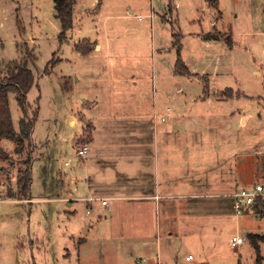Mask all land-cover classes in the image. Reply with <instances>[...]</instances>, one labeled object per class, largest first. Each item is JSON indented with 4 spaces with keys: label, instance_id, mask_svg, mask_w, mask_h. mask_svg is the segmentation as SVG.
Instances as JSON below:
<instances>
[{
    "label": "crops",
    "instance_id": "0c3cea01",
    "mask_svg": "<svg viewBox=\"0 0 264 264\" xmlns=\"http://www.w3.org/2000/svg\"><path fill=\"white\" fill-rule=\"evenodd\" d=\"M206 2L209 3L208 0ZM109 5L110 2L103 0H75L74 28L68 36L72 41L87 39L96 47L89 55L78 53L75 48L72 50L73 58L79 59V63L74 64L73 72L78 76V83L83 81L89 89H76L73 102L81 99L87 112L73 114L71 119L67 118V123L75 120L73 127L78 129V117H83L85 126H82L83 131L77 141H74L76 133L69 138L65 129L57 136L61 142L55 150L58 163L54 166L52 161L55 157L49 160L53 168L44 178V191H47L49 198L43 200L48 202L50 199L61 204L64 213H69V218L77 217L80 213L83 215L79 229L85 231V236L78 243L74 240V243L84 248V255L87 252L85 243L93 232L91 239L96 244L106 246L102 254L146 252L143 259L146 264H179L177 250L191 246V249H201L196 251L198 254L212 245V248H216L214 236L231 228L238 230L231 240L239 235L246 241L249 235L255 234L264 239V229L261 227L262 231L251 223L242 226L237 216L235 221L232 219L236 215L232 197L237 193L238 186L243 185L245 176L251 175L243 169L241 152L221 155L217 148L219 140H215V158L212 159L210 153L209 136H216V133L214 129L210 132L206 122L209 106L223 102L235 104L240 98L248 101L256 99L258 103L264 100L263 96H247L240 89H220L213 84L214 78L221 73L222 60L216 42H219L218 39H228L226 42L232 50L235 43L231 37L233 34H230V30H219L218 21L213 23V18V31L218 30L223 36L227 34L226 39L212 37L211 34L205 40L203 32L195 35L183 33L180 0H149L146 6L135 2L128 9L134 23L131 33H134L135 40V71L129 73L130 76H113L109 75L113 66L123 68L126 64L101 59L104 45L88 36L92 32L85 29L83 23L84 16L89 15L94 16L93 21L97 25L102 19L104 22L110 20ZM218 7L209 3V14L212 15V9L222 12L220 3ZM112 16L116 19L127 18ZM261 20L262 17L254 23L259 24ZM178 30L184 38L182 56L191 76H181L175 72L178 56L174 34ZM248 34L264 45V32ZM193 40H196V45L191 48ZM148 45L152 60L139 59L143 57L142 48L146 49ZM209 50L210 54L206 52ZM62 60L60 58V62ZM210 63L213 73L205 72L204 66ZM257 74L261 72L257 70ZM206 81L210 83L209 95H204ZM226 89L235 92L234 98L221 99L220 95ZM239 91L243 94L240 97L237 95ZM239 111L236 116L238 127L242 123L247 127L255 116L261 124L264 114L254 111L246 115L243 122ZM233 117L234 113L232 120ZM20 120L16 127L13 121L17 132L20 131ZM7 141L15 144L2 139L0 146L12 157L11 152L15 151L16 146L9 151L5 146ZM82 143L90 145L89 154L85 159L77 160L74 150ZM258 155L254 153V156ZM62 156L65 167L62 164L59 166ZM259 156L264 158L263 153ZM257 165L255 172L263 176ZM33 177L32 172V180ZM33 187L34 180L30 198L26 200L0 196L4 198L3 201L33 202L37 199L31 196ZM231 240L229 243L233 247ZM259 242L262 250L264 240ZM34 246L33 237L28 245L19 244L20 251ZM188 255L194 254L189 252ZM187 256L185 264H205L203 254H199L200 260L197 262L195 255L192 260H187ZM136 262L128 261L126 264Z\"/></svg>",
    "mask_w": 264,
    "mask_h": 264
},
{
    "label": "rangeland",
    "instance_id": "374dc122",
    "mask_svg": "<svg viewBox=\"0 0 264 264\" xmlns=\"http://www.w3.org/2000/svg\"><path fill=\"white\" fill-rule=\"evenodd\" d=\"M103 1L110 2L109 15L127 16V18L116 19L110 16V20L104 22L102 19L100 25H97L94 24L93 15L84 16L85 29L92 32L88 36L104 45L101 59L126 64L123 68L113 66V71L109 75L130 76L132 71H135L133 62L136 57L134 33H131L134 23L133 17L128 15V9L129 5H135V2L146 6L149 0ZM180 1L182 4L180 24L183 33L195 35L203 32L202 37L205 40L211 34L212 37L227 36V34L221 35L218 30L213 31L214 20L213 23L218 21L219 30L226 32L230 30V34H233L231 37L235 43L232 50H230L231 45L226 42L228 39L224 38L225 41L218 39L219 42H216L222 60L221 73L218 70L219 75L214 78L213 84L220 89H240L247 96L264 97V54L262 53L264 45H260L257 38L249 37L248 34L251 32L259 35L260 32L261 34L264 32V0H218L223 17L216 9H212V15H210L209 3L206 0ZM54 3V0H0V76L8 75L16 64H27L36 77V84L28 92V118L31 120L35 110L39 111L30 139L26 141L25 152L16 154L13 150L16 144L12 145L7 141L5 146L9 148V151L13 150L12 161L0 160V165L4 167V171L0 172V194L4 198L11 199L10 192L15 190L17 192L18 171L25 169L23 162L31 158L34 175L31 196L37 198L31 203L20 200L0 202V264H119V262L126 264L128 261L136 262V257H138V264H146L143 261L146 252L123 253L120 251L118 254H102L106 246H101V243L96 244L94 239H91L95 232L87 238L85 243L87 252L84 255V248H79L74 243V240L78 243L79 239L85 236V231L79 229L83 215L80 213L77 217L69 218V213H64L61 204L50 199L48 202L43 200L45 197L49 198L47 191H44L45 179L53 168L50 167L49 160L56 156V146L61 144L57 136L65 129L69 138L76 133L74 141H77L83 131L82 126H85L83 117H78V129L73 127L76 125L75 120L70 121L71 124L67 123V118L71 119L73 114L87 112L83 109L81 99L73 102L76 89H89L83 81L78 83V76L73 72L74 64L79 63L77 61L79 59L73 58L72 50L76 49L77 45L82 47L93 45L87 39L72 41L68 36L70 32H67L64 40L60 41L62 26L55 16L57 10ZM138 11L141 12L140 9ZM261 17L263 20L259 24L254 23ZM146 20L144 24L147 23ZM103 23L106 24L105 27ZM176 28L178 29L179 26ZM73 37L76 38V35L74 34ZM193 42L191 48L196 45V40ZM206 52L210 54L211 51ZM141 55L143 56L139 58L141 60H152L149 45L146 49L142 48ZM59 57L63 59L62 62ZM81 59L84 60V58ZM52 61L60 63L52 69ZM204 67L205 72L213 73L211 63ZM257 70L261 74H257ZM206 85L210 87L207 81ZM89 86L92 87V85ZM242 92L239 91L237 94L242 96ZM209 94H211L210 88ZM9 95L10 111L16 127L23 117V111L19 106L17 94L11 92ZM239 109V116L244 122L245 116L251 115L254 111L264 114V100L258 103L256 99L248 101L240 98L235 104L214 103L208 108L206 122L210 132L214 129L216 133V136L211 134L209 136L212 159L216 156L214 155L215 140H219L217 148L221 155L241 152L243 169L251 174L245 176L243 185L238 186L243 188L257 182L264 183V174L261 176L255 172V167L259 164L258 171L264 173V158L259 156L264 154V116L261 124L255 116L256 118L247 127H244L243 123L238 127L236 116ZM21 131L22 129L19 132ZM254 153L259 155L254 156ZM58 158L53 159L54 166L58 163ZM239 158L237 156V160ZM256 160L258 162H255ZM61 164L65 167L63 156L59 166ZM236 216L243 223L242 226L245 223H251V225H257L255 226L257 229H264V219L261 220L263 217L247 213L234 215L232 218L234 221L237 219ZM237 232L236 228L222 231L217 237L214 236L213 243L216 248H212V245L198 254L196 251L201 249H191V246L177 250L179 264L186 263L185 257L189 252L196 256V262L200 260L199 254H203L205 264H239L240 262L255 264V251L248 238L243 246H238L237 250L230 246L229 242ZM32 237L35 240V246L20 251L19 244L22 242L28 245ZM173 252L175 253L176 250ZM79 254L81 256H78ZM262 255L264 256V243Z\"/></svg>",
    "mask_w": 264,
    "mask_h": 264
},
{
    "label": "trees",
    "instance_id": "16d2710c",
    "mask_svg": "<svg viewBox=\"0 0 264 264\" xmlns=\"http://www.w3.org/2000/svg\"><path fill=\"white\" fill-rule=\"evenodd\" d=\"M171 1V0H170ZM54 6L57 10L56 17L62 26L60 41L64 40L67 32L74 28V11L75 0H54ZM212 6H216L218 9L219 3L217 0H208ZM222 17V12H219ZM210 36V35H209ZM177 61L175 64V72L178 75L191 76L185 62L182 52L184 49V38L180 31H176L174 34ZM95 44L92 46H76L77 52L83 55H89L95 50ZM59 62V61H58ZM58 63L52 61V69L56 67ZM49 73V72H48ZM36 84V77H34L33 71L27 64L15 65L11 72L6 76H0V141L7 139L16 144L15 153L20 155L25 152L26 141L30 139L33 125L39 117L38 109L35 110L33 118H28V92ZM11 92L17 94V99L21 110L23 111V118L20 120L21 132H17L14 128L12 120V112L10 111V95ZM204 95H209V85L204 87ZM238 95V94H237ZM235 92L232 89H226L220 95L223 100H230L234 98ZM239 96V95H238ZM240 97V96H239ZM0 160L3 162L12 161V157L0 146ZM25 169H19L17 176V192L11 191V198L29 199L31 185H32V163L31 158L23 162ZM4 171V168L0 166V172ZM249 241L253 244L255 251V264H264V257L262 255L261 240H264L260 235H249ZM239 264H242L241 262Z\"/></svg>",
    "mask_w": 264,
    "mask_h": 264
},
{
    "label": "built area",
    "instance_id": "2783aa9c",
    "mask_svg": "<svg viewBox=\"0 0 264 264\" xmlns=\"http://www.w3.org/2000/svg\"><path fill=\"white\" fill-rule=\"evenodd\" d=\"M90 150V145L87 143H82L77 146L74 150V156L77 160L85 159ZM67 165H70L69 161H66ZM233 208L236 215H242L247 213H253L258 217H264V183H254V185L239 188L237 193L233 195ZM4 198L0 196V202ZM31 203V201H27ZM106 204V202H103ZM233 247H238V245L245 243V238L242 236L233 237L231 240ZM193 255H188L187 260H192Z\"/></svg>",
    "mask_w": 264,
    "mask_h": 264
}]
</instances>
